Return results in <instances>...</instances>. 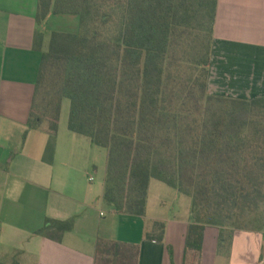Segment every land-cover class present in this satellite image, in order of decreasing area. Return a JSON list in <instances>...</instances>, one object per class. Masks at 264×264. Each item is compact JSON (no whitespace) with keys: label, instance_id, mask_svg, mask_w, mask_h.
I'll list each match as a JSON object with an SVG mask.
<instances>
[{"label":"trees","instance_id":"16d2710c","mask_svg":"<svg viewBox=\"0 0 264 264\" xmlns=\"http://www.w3.org/2000/svg\"><path fill=\"white\" fill-rule=\"evenodd\" d=\"M217 0H37L33 47L40 64L26 121L56 135L61 101L68 129L108 152L103 200L133 216L158 180L190 199L185 253L195 262L206 226L219 248L235 231H264V96L208 91ZM50 13L79 17L76 33L53 31ZM163 240L164 223L154 222ZM74 219L46 218L35 234L60 241ZM169 259L173 263L170 247ZM20 250L0 264H19Z\"/></svg>","mask_w":264,"mask_h":264},{"label":"crops","instance_id":"0c3cea01","mask_svg":"<svg viewBox=\"0 0 264 264\" xmlns=\"http://www.w3.org/2000/svg\"><path fill=\"white\" fill-rule=\"evenodd\" d=\"M37 0H0V259L20 250L19 264H264V231L237 230L219 248V229L206 226L198 260L185 253L190 199L168 186H148L145 214L112 210L103 200L106 160L87 136L68 129L70 101H61L56 135L45 127L25 138L40 51L33 47ZM42 51L53 31L76 33L79 17L50 13L40 25ZM208 91L225 97L264 96V0H217ZM91 166L101 180L94 183ZM174 205H170V199ZM106 206L111 221H99ZM98 214V216H97ZM46 218L74 219L60 241L35 234ZM154 222L164 223L163 240ZM120 223L122 230L114 228Z\"/></svg>","mask_w":264,"mask_h":264},{"label":"rangeland","instance_id":"374dc122","mask_svg":"<svg viewBox=\"0 0 264 264\" xmlns=\"http://www.w3.org/2000/svg\"><path fill=\"white\" fill-rule=\"evenodd\" d=\"M48 45H49V39L48 41H45V44H44V50L46 51L48 49ZM68 100V99H66ZM96 150V155L98 156L99 154V158L101 159V161H104L106 160V150L104 148H101V147H97L95 148ZM89 173L90 175H92L94 177V183H98L100 182L101 178H100V174L97 173V172H94V169L93 167L91 166V168L89 169ZM157 185H161V187H163L164 189H168V186L166 184H164L163 182H160L158 180H154L152 181V187H151V196L153 197L154 196V193H155V190L156 189V186ZM183 198L184 199H188V197L186 195H183ZM106 205H108L106 202H105ZM170 205L173 206L174 205V199L171 198L170 199ZM97 209H96V212L98 213L99 211H102L103 214H104V217H99L98 214V218H99V221H102V222H105L107 223L108 221H111L112 218H111V213L109 212L108 208H106V206H102L101 204H98L96 205ZM114 230L116 231V233H119L121 230H122V226L120 225V223H117L116 227L114 228Z\"/></svg>","mask_w":264,"mask_h":264}]
</instances>
